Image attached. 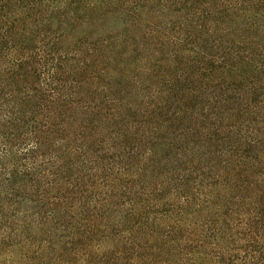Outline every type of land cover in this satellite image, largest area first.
Segmentation results:
<instances>
[{"label": "trees", "instance_id": "1", "mask_svg": "<svg viewBox=\"0 0 264 264\" xmlns=\"http://www.w3.org/2000/svg\"><path fill=\"white\" fill-rule=\"evenodd\" d=\"M0 264H264V0H0Z\"/></svg>", "mask_w": 264, "mask_h": 264}]
</instances>
